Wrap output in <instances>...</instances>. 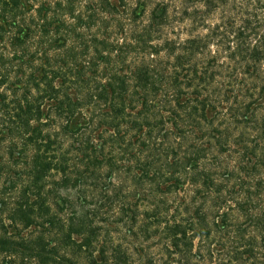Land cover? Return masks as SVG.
I'll use <instances>...</instances> for the list:
<instances>
[{
	"label": "trees",
	"instance_id": "16d2710c",
	"mask_svg": "<svg viewBox=\"0 0 264 264\" xmlns=\"http://www.w3.org/2000/svg\"><path fill=\"white\" fill-rule=\"evenodd\" d=\"M0 264H264V0H0Z\"/></svg>",
	"mask_w": 264,
	"mask_h": 264
}]
</instances>
